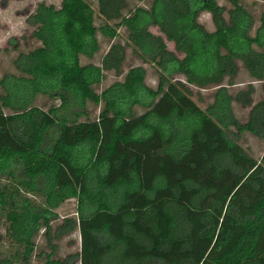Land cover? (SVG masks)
Instances as JSON below:
<instances>
[{
  "label": "trees",
  "instance_id": "1",
  "mask_svg": "<svg viewBox=\"0 0 264 264\" xmlns=\"http://www.w3.org/2000/svg\"><path fill=\"white\" fill-rule=\"evenodd\" d=\"M228 1L38 4L40 45L0 78V264H264V153L240 142L264 141V10ZM99 33L109 48L83 65ZM128 51L156 87L144 65L124 70ZM107 73L122 80L99 93ZM69 199L77 217L54 227ZM75 230L80 250L55 258Z\"/></svg>",
  "mask_w": 264,
  "mask_h": 264
},
{
  "label": "rangeland",
  "instance_id": "2",
  "mask_svg": "<svg viewBox=\"0 0 264 264\" xmlns=\"http://www.w3.org/2000/svg\"><path fill=\"white\" fill-rule=\"evenodd\" d=\"M62 0H0V78H5L6 76L19 75L15 66V60L21 53H26L31 49L36 48L40 45L39 41L33 38L32 34L34 32L35 26L30 22L35 9L38 4L46 3L47 5H55L59 7ZM91 4L97 9V0H89ZM249 3L256 2L258 4V12L264 10V1L263 0H245ZM221 5H229L228 0H219ZM143 4H141L142 6ZM200 21L205 24L206 28L209 31H213L214 25L212 22V17L210 14H203ZM97 25H100V22L97 20ZM157 32V30H153ZM122 37L124 41L125 33L122 31ZM121 37V38H122ZM99 39L102 42L101 50L99 53L94 55V57L81 56V63L89 64H100L103 55L108 50V44H110L109 39L105 38L102 34L99 33ZM117 42V41H113ZM169 48L174 49V44L169 43ZM128 61L125 66V71H127L131 66L144 65L147 68V78L146 81L148 85L156 87L157 78L155 77V68L151 65L143 64L137 57L131 54V51H128ZM122 77H118L113 73L105 74V77L100 85L96 86V90L100 93L107 87L114 84L116 81H121ZM249 79L245 77L244 82L248 83ZM261 83H257L256 86L259 88ZM204 96L209 98L208 92L203 91ZM39 104L47 102V96L39 94L38 95ZM51 101V100H48ZM50 106H61V101H51L48 103ZM77 112L81 111L79 108H74ZM141 108H136V112H140ZM0 111L10 112L12 109H4L0 106ZM85 111L91 117L98 115L99 106L96 107L92 103H88L85 106ZM64 112V111H63ZM72 113V112H69ZM240 142L243 144L244 148L252 155L255 159L259 160L264 153V141L251 136V135H242ZM78 202L76 199L67 200L58 210L57 214L59 215V220L55 221L54 227H57L65 218H75L77 217ZM38 248L37 253L45 251L50 253L52 248L48 245L45 236L38 238ZM55 243L58 244L59 250L54 255L55 258H64L71 253H77L80 250V234L78 230L71 232L68 236L62 240H55ZM4 247H8V243H4ZM8 250V249H7ZM46 255L42 257L34 256L32 258V264H46Z\"/></svg>",
  "mask_w": 264,
  "mask_h": 264
}]
</instances>
